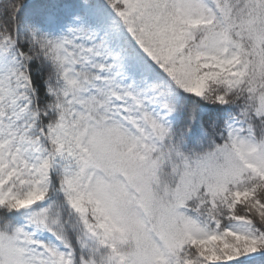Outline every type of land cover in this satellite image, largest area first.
<instances>
[{
	"label": "snow or ice",
	"instance_id": "6c2138e0",
	"mask_svg": "<svg viewBox=\"0 0 264 264\" xmlns=\"http://www.w3.org/2000/svg\"><path fill=\"white\" fill-rule=\"evenodd\" d=\"M0 264H264V0H0Z\"/></svg>",
	"mask_w": 264,
	"mask_h": 264
}]
</instances>
